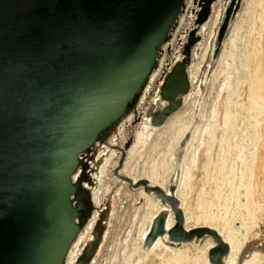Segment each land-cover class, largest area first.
Returning <instances> with one entry per match:
<instances>
[{"label": "water", "instance_id": "1", "mask_svg": "<svg viewBox=\"0 0 264 264\" xmlns=\"http://www.w3.org/2000/svg\"><path fill=\"white\" fill-rule=\"evenodd\" d=\"M186 1L0 0V264L65 263L87 218V203L78 196L90 194L81 178H73L82 155L133 111ZM215 1L197 0V24L208 19ZM193 33L160 86L167 104L160 112L156 105L147 111L154 125L179 108L190 89V47L199 39ZM155 109L159 115L152 114ZM130 142L120 147L123 154ZM115 174L153 192L174 213L170 227L166 209L155 216L148 245L165 235L171 243L210 236L215 245L209 260L223 264L229 245L210 227L186 229L175 195L147 179L134 182L118 169ZM102 223L76 264L92 259Z\"/></svg>", "mask_w": 264, "mask_h": 264}, {"label": "rangeland", "instance_id": "2", "mask_svg": "<svg viewBox=\"0 0 264 264\" xmlns=\"http://www.w3.org/2000/svg\"><path fill=\"white\" fill-rule=\"evenodd\" d=\"M231 1L216 0L208 19L202 24L195 21L200 10L197 0L186 1L178 25L162 47L158 65L141 90L133 111L107 139L97 141L89 154L82 155L74 177L80 174V185L90 194L87 218L74 238L70 246L72 254L66 256L64 264H76L84 249L95 239L98 219H103L104 230L88 264H150L151 260V264H212L208 250L215 242L210 236L186 243H171L164 236L160 238L166 246L163 248L158 242L154 246L145 243L143 234L146 235L154 216L170 206L162 203L153 192H146L143 186L132 187L121 180L115 174L116 169L120 175L128 176L134 182L147 179L150 185L160 186L175 195L184 214L195 210L193 218H198L199 224L196 220L195 225L187 228L209 226L216 231L218 228L223 240L232 236L233 243L241 245L237 250L236 264L250 261L251 264H264V0ZM230 4H233L232 13L218 44V34ZM192 32L199 39L190 47L191 57L187 65L190 89L182 96L180 107L163 122L154 125L147 111L157 102L165 101L160 96L163 76L184 57L183 50ZM252 49L259 63L257 69L248 59L250 55L247 52ZM247 91L249 93L245 94ZM253 91L257 95H253L254 99L250 94H254ZM223 99H228L231 111L236 114L241 111L237 114L239 123L235 121L234 129L229 128L227 132L223 126L212 122ZM241 100L245 103L242 104ZM223 132L225 134L222 135ZM201 139L211 141L210 158L205 166L197 164V159H201L205 152L204 145L196 152ZM128 140H131L130 145L123 154L120 147L125 148ZM254 148L256 156L253 160ZM219 158L220 162L215 163L214 160ZM218 165H223L222 169ZM197 177L198 183L193 181ZM243 204L246 205L243 207ZM170 213L173 221V213ZM191 218L185 216V226L186 220L195 221ZM202 218L204 222H201ZM183 251L186 254H182ZM176 252L182 254L181 263L174 262L172 258ZM229 253L230 246L223 257V264H229Z\"/></svg>", "mask_w": 264, "mask_h": 264}, {"label": "bare ground", "instance_id": "3", "mask_svg": "<svg viewBox=\"0 0 264 264\" xmlns=\"http://www.w3.org/2000/svg\"><path fill=\"white\" fill-rule=\"evenodd\" d=\"M262 2V1H261ZM264 15V14H263ZM264 17V16H263ZM261 26V25H260ZM249 55H250V57L248 58V56H247V58L248 59H251V63H252V65H255V68H256V66H258L259 67V63H258V59H257V56H255V53H254V51H253V49L252 50H249L248 52H247ZM246 54V53H245ZM252 55H253V57H252ZM254 59H255V61H254ZM252 65H251V70H252ZM257 69V68H256ZM255 72V71H254ZM256 78V77H255ZM255 81V80H254ZM247 84V83H246ZM252 84H254V83H252ZM239 85V84H238ZM248 86V85H247ZM242 88V87H241ZM247 88V87H246ZM248 89V88H247ZM251 89H253V88H251ZM243 90V89H242ZM245 91H246V89H245ZM248 91H249V89H248ZM246 92L245 94H247V93H249V92ZM252 91V90H251ZM254 92V94L253 93H250L251 94V96L253 97V95H256V91H253ZM228 94V93H227ZM161 96V95H160ZM234 96V95H233ZM257 96V95H256ZM250 97V96H249ZM255 97V96H254ZM254 97L252 98V99H254ZM160 98V97H159ZM237 98V97H236ZM257 98V97H256ZM231 99H233V98H231ZM164 100V99H163ZM228 99H223L221 102H219V104H218V107H217V114L215 115V117H213V123L215 122V125H220V126H223L224 128H225V132H227L228 131V129L230 128V129H234V127H233V125L235 126V121H237V123H239V119H238V117H237V114L239 113V112H241V111H239L238 110V112H237V114L236 113H234V111H231L230 110V108H231V106H229V104H227V101ZM239 100V99H238ZM237 101V100H236ZM235 101V102H236ZM242 101V100H241ZM248 101V100H247ZM232 102V101H231ZM245 103V101H242V104H244ZM251 101H249V103H250ZM167 103V102H166ZM229 103V102H228ZM238 103H240V102H238ZM254 103V102H253ZM248 104V103H247ZM163 106H165V103H162V102H157V104H156V109H158V111L161 109V110H163ZM250 107V106H249ZM235 108H236V106H235ZM234 108V109H235ZM239 108V107H238ZM252 108V107H251ZM250 108V109H251ZM156 109L155 110H153L152 111V114H156L157 113V111H156ZM237 109V108H236ZM160 110V111H161ZM233 110V109H232ZM159 111V112H160ZM247 114V113H246ZM159 115V114H158ZM151 116V115H150ZM149 117V116H148ZM152 117V116H151ZM157 117V116H156ZM216 117H217V120H216ZM243 117V116H242ZM150 118V117H149ZM152 123V122H151ZM255 125V124H254ZM214 126V125H213ZM238 127V126H237ZM213 129V128H212ZM221 130H222V128H220ZM235 129H236V127H235ZM206 130V129H205ZM217 130V129H216ZM237 131V130H236ZM256 132V131H255ZM217 133H219V132H217ZM216 133V135L218 136V134ZM257 133V132H256ZM181 134V133H180ZM179 134V135H180ZM206 134V133H205ZM223 134H225L224 132L222 133V135ZM140 135H141V133H140ZM205 136V135H204ZM257 136V135H256ZM259 136V135H258ZM208 137V136H207ZM218 138H219V136H218ZM242 139V138H241ZM223 140V139H222ZM254 140V139H253ZM210 139H201L200 140V143H199V145L196 147V152H197V150L199 151V148L201 147V146H203L204 145V150H205V152H204V155H202L201 156V159H199L198 157V159H197V164H198V162H199V164L200 165H203V166H205L204 164H206L207 163V159H209L210 158ZM239 142V141H238ZM216 143H217V141H216ZM240 144V143H239ZM222 145V144H221ZM255 145V144H254ZM241 148H242V146L241 145H239ZM256 147H257V145H256ZM207 148V149H206ZM227 149V148H226ZM221 150V149H220ZM230 150V149H229ZM243 150H244V148H243ZM217 151V150H216ZM238 150H236V152H237ZM203 152V151H202ZM222 152H223V150H222ZM254 153H255V148L253 149V160L255 159V156H254ZM227 156V155H226ZM233 156V155H232ZM200 157V156H199ZM217 157V156H216ZM213 158V157H212ZM244 158V157H243ZM215 159V158H214ZM228 159V158H227ZM213 160V159H212ZM250 160V159H249ZM252 160V159H251ZM209 161V163H210V160H208ZM223 161V160H222ZM193 162H195V161H193ZM192 162V163H193ZM214 162L215 163H219L220 162V158L219 159H217V160H214ZM243 163V162H242ZM245 163V162H244ZM258 163V162H257ZM230 164V163H229ZM233 164V163H232ZM212 165H214L213 164V161H212ZM242 165V164H241ZM165 166V165H164ZM193 166V165H192ZM219 166V165H218ZM237 166V165H236ZM245 166V165H244ZM209 167V166H208ZM213 167V166H212ZM212 167H210L211 169H212ZM215 167H217V166H215ZM222 167H223V165H220L219 166V168L220 169H222ZM192 168V167H191ZM247 168V167H246ZM260 168V167H259ZM201 169V168H200ZM213 169H215L214 167H213ZM235 169V168H234ZM237 169V168H236ZM248 169H250V168H247V170ZM190 170H192V169H190ZM216 170V169H215ZM227 170V169H226ZM228 171V170H227ZM245 171V170H244ZM160 172V171H159ZM189 172H191V171H189ZM192 172H193V170H192ZM202 172V171H201ZM247 172V171H246ZM161 173V172H160ZM197 173V172H196ZM206 173H208V172H206ZM214 174V173H213ZM244 174H246V173H244ZM193 175V174H192ZM196 175V174H195ZM152 176H153V174H152ZM228 176V175H227ZM234 176V175H233ZM238 176V175H237ZM76 177H77V175H76ZM185 177V176H184ZM214 177V176H213ZM242 177V176H241ZM244 177V176H243ZM246 177H247V175H246ZM156 178V177H155ZM190 178V177H189ZM200 178V177H199ZM245 178V177H244ZM248 178H251V177H248ZM158 179V178H157ZM192 179V178H191ZM190 179V181H192ZM232 179V178H231ZM160 180V179H159ZM185 180V179H184ZM189 180V179H188ZM197 180H198V177H197V179L196 180H194L193 179V181H196L197 182ZM213 180H214V178H213ZM213 180H211V182L213 181ZM223 180V179H222ZM243 180V179H242ZM246 180V179H245ZM199 181V180H198ZM205 181V180H204ZM239 181H240V179H239ZM250 181V180H249ZM136 182V181H135ZM200 182H201V179H200ZM183 183V182H182ZM198 183V182H197ZM197 183H195L196 185H197ZM227 183V182H226ZM193 184V183H192ZM195 184H193V185H195ZM201 184V183H200ZM202 184H203V182H202ZM209 184H211V185H213L212 183H209ZM228 184V183H227ZM237 184V183H236ZM249 184V183H248ZM182 185V184H181ZM190 185V184H189ZM242 185V184H241ZM258 185V184H257ZM200 186V185H199ZM156 187V186H155ZM158 187H160V186H158ZM191 187V186H190ZM194 188H195V186H193ZM212 187V186H211ZM240 187V186H239ZM161 188V187H160ZM193 188V190H195ZM242 188H243V186H242ZM248 188V187H247ZM162 189V188H161ZM183 189V188H182ZM185 189H187V187L185 188ZM197 189H198V187H197ZM196 189V190H197ZM184 190V189H183ZM192 190V191H193ZM223 190V189H222ZM245 190V189H244ZM243 190V191H244ZM227 191V190H226ZM166 192V191H165ZM184 192V191H183ZM187 191L185 190V192L184 193H186ZM167 193V192H166ZM218 193V192H217ZM227 193V192H226ZM236 193V192H235ZM169 194V193H168ZM182 195V194H181ZM190 195H192V194H190ZM184 196V195H183ZM188 196H189V194H188ZM188 196H187V200H188ZM193 196V195H192ZM228 196V195H227ZM158 197V196H157ZM203 197V196H202ZM206 197V196H205ZM233 197V196H232ZM159 198V197H158ZM182 198H184V197H182ZM186 198V197H185ZM191 198H193V197H191ZM210 198V197H209ZM213 198V197H212ZM160 199V198H159ZM194 199H195V197H194ZM193 199V200H194ZM234 199V198H233ZM236 199V198H235ZM200 200V199H199ZM228 200V199H227ZM160 201H161V199H160ZM180 201V200H179ZM162 202V201H161ZM184 202H186V201H184ZM190 202H192V201H190ZM198 202V201H197ZM227 202V201H226ZM163 203V202H162ZM182 203H183V201H182ZM192 203H190V205H191ZM195 204V203H194ZM197 204V203H196ZM199 204V203H198ZM202 204V203H201ZM206 204V203H205ZM225 204V203H224ZM184 203H183V207H184ZM244 205H246V204H243V207H244ZM226 206V205H225ZM224 206V207H225ZM181 207H182V205H181ZM180 207V208H181ZM191 207V206H190ZM195 207V206H194ZM194 207H192V208H194ZM203 208V207H202ZM207 208V207H206ZM218 208H219V206H218ZM235 208V207H234ZM234 208H233V210H234ZM254 208V207H253ZM184 209V208H183ZM245 209V208H244ZM163 211L165 210V208L164 209H162ZM161 210V211H162ZM168 210V209H167ZM167 210H165V211H167ZM190 210V209H189ZM161 211H159V212H161ZM183 211V210H182ZM186 211H187V208H186ZM195 210H192L190 213H188V212H186V214H184V211H183V216L185 217V216H188V217H190V216H192V218L191 219H194L195 221L194 222H188V220H186V226H185V228L186 229H189V228H187V227H190V226H192V224L193 225H195L194 223L196 222V220H197V224H199L198 223V218H193V216H195V214H196V211L194 212ZM200 211V210H199ZM168 213H169V216H168V220H167V222H166V225H167V227H170V226H172V224L175 222V219L172 221V219H170L171 218V213L169 212V211H167ZM172 212V211H171ZM211 212V211H210ZM173 213V212H172ZM208 213V212H207ZM230 213V212H229ZM235 213V212H234ZM159 214V213H158ZM158 214H156V216H158ZM231 214V213H230ZM203 215V214H202ZM208 215V214H207ZM217 215V214H216ZM173 216H174V213H173ZM201 216H199V218H200ZM204 217V216H203ZM208 217V216H207ZM216 216L214 215V218H215ZM154 218H155V216H154ZM153 218V219H154ZM210 218V217H209ZM217 218V217H216ZM216 218H215V222L217 223V220H216ZM153 219H152V221H151V224H152V222H153ZM206 218H204V220H205ZM212 219V218H211ZM210 219V220H211ZM219 220V219H218ZM192 221V220H191ZM188 222V223H187ZM201 222H204L203 221V218H202V221ZM207 222V221H206ZM205 222V224H207ZM219 222H221V221H219ZM230 222V221H229ZM216 223H215V226H216ZM226 223V222H225ZM225 223L223 224V225H225ZM151 224H150V226H151ZM209 224V223H208ZM207 224V225H208ZM210 224H212L213 225V223H210ZM227 224V223H226ZM203 225V224H202ZM217 225H219V223H217ZM222 225V226H223ZM196 226H198V225H196ZM201 226V225H200ZM214 226V227H215ZM209 227V226H208ZM212 227V226H211ZM224 227H226V226H224ZM150 228V227H149ZM149 228H148V231H149ZM216 228V227H215ZM223 230V229H222ZM148 231L146 232V235H147V233H148ZM217 231H218V228H217ZM221 232H223L224 233V231H221ZM225 232H227L228 233V231H226V229H225ZM219 233V232H218ZM230 234V233H229ZM228 234V235H229ZM146 235H144L143 234V236L146 238ZM221 235V234H220ZM223 235H225V234H223ZM143 236H142V238H143ZM167 238H168V236L167 235H165ZM227 236V235H226ZM161 237H164V236H161ZM160 237V238H161ZM232 237V236H231ZM231 237H230V239H225L229 244V246H230V253H229V255H230V258H228L229 259V264H236V258H237V254H238V252H237V250L239 251L240 250V248H241V245H238V246H236L234 243H233V240H231ZM145 238H144V242L146 243V241H145ZM160 238H158L157 240H156V242H158V245L160 246V247H162L163 248V246H165V244H164V241H161V239ZM225 240H224V242H225ZM161 241V242H160ZM241 241V240H240ZM155 242V243H156ZM154 243V244H155ZM154 244L153 245H149V246H154ZM241 244V243H240ZM215 245V244H214ZM214 245H212V246H214ZM183 246H185V245H183ZM208 246V245H207ZM206 246V247H207ZM209 246H211V244L209 243ZM211 246V247H212ZM155 247H157V245L155 246ZM166 247V246H165ZM191 247V246H190ZM210 247V248H211ZM159 248V247H158ZM161 248V249H162ZM209 248V249H210ZM151 249H153V248H151ZM161 249H158V250H161ZM182 249V248H181ZM184 249V248H183ZM206 249V248H205ZM72 251H73V249L71 248V249H69V251H68V257L69 256H71V254H72ZM198 252H199V250H197ZM205 251V250H204ZM152 252V251H151ZM153 252H154V250H153ZM187 252H189V250L187 251ZM195 252V251H194ZM206 253V252H205ZM182 254H186V252L185 251H183L182 252ZM182 254L181 253H174L173 255H172V258H174V262H179V263H181V256H182ZM169 255V254H168ZM228 255V256H229ZM152 256V255H151ZM155 256V255H154ZM156 258H158L157 256H155ZM205 257V256H204ZM161 258V257H160ZM170 258V257H169ZM208 258H209V250H208ZM194 259V258H193ZM152 261V260H151ZM150 261V264L152 263ZM210 261V260H209ZM161 262V261H160ZM204 262V261H203ZM207 262V261H206ZM228 261H226V263H227ZM211 263V262H210ZM238 263V262H237ZM88 264V263H87ZM92 264V263H91ZM245 264H251V261L250 262H246Z\"/></svg>", "mask_w": 264, "mask_h": 264}, {"label": "flooded vegetation", "instance_id": "4", "mask_svg": "<svg viewBox=\"0 0 264 264\" xmlns=\"http://www.w3.org/2000/svg\"><path fill=\"white\" fill-rule=\"evenodd\" d=\"M163 103H165V101H162ZM86 154H83V156H85ZM82 160V158H81ZM85 168V166H83ZM96 185V184H95ZM97 186V185H96ZM96 186H94V189L96 188ZM89 196L87 193H82L81 195L78 196V199L80 202H83V203H87V200H88ZM87 207V205H85Z\"/></svg>", "mask_w": 264, "mask_h": 264}]
</instances>
